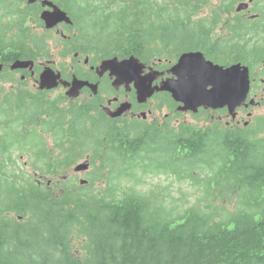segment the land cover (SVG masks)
<instances>
[{
  "label": "trees",
  "instance_id": "16d2710c",
  "mask_svg": "<svg viewBox=\"0 0 264 264\" xmlns=\"http://www.w3.org/2000/svg\"><path fill=\"white\" fill-rule=\"evenodd\" d=\"M16 1L0 4V13ZM146 1L137 0L139 14L126 29L107 28L103 55L145 62L173 56L162 26L177 30L178 15L168 20ZM28 29L23 51L0 56L50 58L47 34L37 41ZM241 56L264 68L262 37L252 35ZM2 92L0 264H264V121L241 128L111 119L93 99ZM14 151L31 153L33 174L15 167ZM84 154L92 170L80 184L63 170ZM158 175L189 182L195 200L168 187L138 189L144 177Z\"/></svg>",
  "mask_w": 264,
  "mask_h": 264
},
{
  "label": "flooded vegetation",
  "instance_id": "af4514ba",
  "mask_svg": "<svg viewBox=\"0 0 264 264\" xmlns=\"http://www.w3.org/2000/svg\"><path fill=\"white\" fill-rule=\"evenodd\" d=\"M9 1L11 0H0V4L7 5ZM42 1L37 0L34 3H28L27 0H19V5L13 6L6 15L0 13L1 54H7L10 51H23L28 27L31 33L29 35H35L37 41H41L43 33L47 34L44 35L46 39L52 36L51 33L59 39V44L56 45L53 53L48 46L50 58H16L10 60L0 56V63L3 65L0 74L10 73L13 76L12 79L7 78L8 80L4 81V83L10 84L8 93H18L21 88L26 89V86L30 87L31 92H36L40 72L45 67L50 66L61 74L63 80L71 81L72 77L75 76L90 83H97V94H91L90 88L84 86L78 97L82 96L85 99L99 101V106L103 112L104 107L114 110L124 101L131 104L129 111L116 118L108 116L111 119H135L150 122L159 120L147 119L152 110H156V106L165 104L168 105L169 109H176L178 103L174 102L171 95L166 91L154 92L146 102L140 103L137 101L133 88L125 89L124 86H120L115 89L111 85L112 79L108 72L99 76L100 69L98 66L110 56L103 55L93 44L87 42V39L105 37L107 28H115L118 24H123L122 29H126L130 16L139 14L137 0H49L65 11L71 21L70 23L59 22L50 29L44 26L41 14L43 11H52L53 7H50L49 3L43 4ZM146 2L150 5L148 10L162 12L163 17L168 20L170 18L176 19V14L178 15V31L175 29L167 30L166 25L162 26L167 36L164 49L166 51L174 50L175 53L172 57H156L155 60L152 59L149 64H146L144 73L149 70V67L161 72L159 77L153 81V85L160 84L164 79L175 77L168 70L181 54L200 53L205 60L227 67L242 62L243 57L241 55L245 56L251 48L252 35L264 37V0H159L158 2L150 0V2ZM176 35L179 38L178 45L173 40ZM54 54L63 59L59 67L54 61ZM39 58H44L45 61L39 62ZM199 58L200 56H193L186 61V67H183L182 72L183 79L193 77L194 70L201 63ZM17 60H30L33 62V66L11 69L10 66ZM1 82L3 81L0 80ZM254 85L252 79L246 101L248 103L249 100L253 99L254 103L237 108L238 114L245 111L249 119H251L250 107L261 105L264 102V93L259 94L253 91ZM32 88H36V90L34 91ZM56 89H60L65 95L68 87L60 84ZM67 99L70 98L67 97ZM173 110L170 111L174 112ZM186 113H190L191 116L195 115L190 111ZM200 113H211L212 117L215 115H218L219 118L224 117L226 120L224 122L228 126L240 127L241 117L238 115L232 118L227 107L216 110L200 107L196 115ZM255 118L253 125L249 120L245 121L246 119H244L245 124L241 128H253L258 120L264 121V116ZM164 120L168 119L160 121ZM246 122L248 123L246 124Z\"/></svg>",
  "mask_w": 264,
  "mask_h": 264
},
{
  "label": "water",
  "instance_id": "95a60500",
  "mask_svg": "<svg viewBox=\"0 0 264 264\" xmlns=\"http://www.w3.org/2000/svg\"><path fill=\"white\" fill-rule=\"evenodd\" d=\"M36 0H28L29 3ZM49 3L43 1V4ZM41 18L47 28H51L61 21L70 22L69 17L64 11L53 5L52 11H43ZM200 56L201 63L194 70L193 77L182 78L185 63L190 57ZM30 60H17L10 68H28L32 67ZM3 65L0 63V71ZM99 76L109 71L112 78V86L117 89L120 85H125L128 89L131 86L135 90L138 102H145L155 91H168L176 102L183 103L177 107L178 110L197 111L198 107L218 109L227 107L230 115L236 116V109L246 104V99L250 89L249 68L241 63L232 64L226 68L219 64L204 59L202 54L186 53L179 56L177 62L170 68L169 72L176 76V79L164 80L159 85H152L157 78L158 72L150 70L144 74L145 64L141 60L131 55L119 60L114 56L101 62ZM192 72V71H189ZM61 84L68 87L65 94L70 98L78 97L80 90L84 86L91 88L92 94L97 93V83H90L87 80H81L75 76L71 82L64 81L59 72H55L50 66L45 67L39 74L38 85L41 90H51ZM252 103V101H251ZM131 104L129 102L121 103L115 110L105 109L111 117H118L127 110ZM88 168V163H79L75 165V171H81ZM86 180L81 179L80 183Z\"/></svg>",
  "mask_w": 264,
  "mask_h": 264
},
{
  "label": "rangeland",
  "instance_id": "374dc122",
  "mask_svg": "<svg viewBox=\"0 0 264 264\" xmlns=\"http://www.w3.org/2000/svg\"><path fill=\"white\" fill-rule=\"evenodd\" d=\"M154 1L158 2L159 0H154ZM177 31H178V28H177ZM36 32H40V31H36ZM51 35L52 36L47 38V43H48V46L51 48L52 53H53L56 49V45L59 44V39L53 33H51ZM261 37L264 41V37L263 36H261ZM173 40L175 41L176 45H178V42H179L178 35H176L173 38ZM87 42H90V44H93L97 48V50H99L100 48L106 47L105 40H102L101 38L87 39ZM158 46H161V45L159 44ZM53 58H54V61H56L57 66L59 67V64L61 62H63V59H60L56 54L53 55ZM155 58H153V59L155 60ZM41 61H45V59L39 58V62H41ZM56 64H54V65L56 66ZM257 65L258 64H255V65L253 64L249 67L252 69V73L255 77L254 79L256 80V84L254 85L253 91L261 94V93H264V72L262 71V70H264V68H262L261 66H257ZM9 87H10L9 83H4V82L0 83V89L3 90L2 93H4V94H8ZM29 88L30 87L28 86L27 89L30 91ZM258 88H260V89H258ZM32 89H34V91L36 90V88H32ZM47 93H48L49 97L53 98L62 92L60 89H52L50 91H47ZM84 98L85 97L80 96L75 100L74 99H68L67 103H70L72 101L73 102H76V101L79 102ZM124 102H126V101H124ZM154 105H157V104L154 103ZM250 108H251V119H249L247 117L245 111H241V113L236 114V116L239 115L241 117L240 118L241 123L239 125L240 127H243V124H245L243 122L244 119H246L245 121L249 120L251 122V124L253 125L255 122V120H254L255 117L264 116V102L261 105H258V106L254 105V106H251ZM170 110H173V109L172 108L169 109L168 105H165V104H162L161 106H156V110H152L151 115L147 116V119H159V120L168 119V120L172 121L173 123H176L179 120V121H185V122L193 123V124L198 123L201 126L212 125V124H214V122L215 123L218 122L221 125L228 126V124L226 122H224V121H226V120H224V117L219 118L218 115H215V117H212L211 113H200L197 116H194V115L191 116L190 113H186V112H189V110L180 111V112H182V113L179 112L180 114L177 113L178 111L171 112ZM219 119H221V120H219ZM250 122H249V124H250ZM247 123L248 122H246V124ZM229 127H233V126H229ZM43 137L46 141L48 149H51L52 144H53V140L51 138L50 133L43 134ZM86 157H87L86 154H84L83 157L80 158L76 162V164L72 165L68 169H64L63 173L67 176L77 175L78 179L87 178L88 172L92 170V167L89 163L90 161H88V157H87V159H86ZM12 160L14 161L15 167L17 169L20 167L22 169V171H28L27 173L33 172L32 166L30 165L32 163L31 153L25 152L22 155H18L17 152L14 151L13 156H12ZM79 163H88V168L81 170V171H75L74 167H75V165H77ZM39 176H40L39 174L33 175V178L35 179V181L39 180V178H40ZM49 178L50 177L47 176L44 178V180H47ZM57 179H58V177L56 176L54 178V180H49V183H52V186L54 188H56ZM144 180H145V184L138 187V189L142 192H146L150 189H158V188L168 187L169 190L172 192V194L175 196H178V192H181L183 194H187L188 199L191 202H193L195 200L194 196H192V194L194 193V190L192 188L193 186L191 184H189V182H187V181L180 182V181L175 180V179H173L169 176H166V175L146 176V177H144ZM95 186H97V185H95ZM10 216L16 218V215H10Z\"/></svg>",
  "mask_w": 264,
  "mask_h": 264
}]
</instances>
